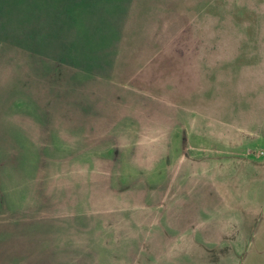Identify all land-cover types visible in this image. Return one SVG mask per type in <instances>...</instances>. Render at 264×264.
I'll return each instance as SVG.
<instances>
[{
    "label": "rangeland",
    "instance_id": "obj_1",
    "mask_svg": "<svg viewBox=\"0 0 264 264\" xmlns=\"http://www.w3.org/2000/svg\"><path fill=\"white\" fill-rule=\"evenodd\" d=\"M0 264H264V0H0Z\"/></svg>",
    "mask_w": 264,
    "mask_h": 264
}]
</instances>
